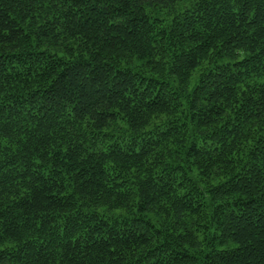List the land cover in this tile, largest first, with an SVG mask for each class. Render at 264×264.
<instances>
[{"label":"trees","instance_id":"16d2710c","mask_svg":"<svg viewBox=\"0 0 264 264\" xmlns=\"http://www.w3.org/2000/svg\"><path fill=\"white\" fill-rule=\"evenodd\" d=\"M0 264H264V0H0Z\"/></svg>","mask_w":264,"mask_h":264}]
</instances>
